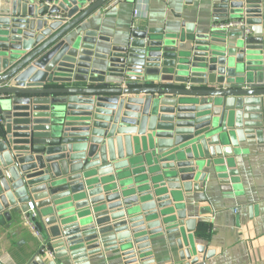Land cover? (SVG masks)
I'll use <instances>...</instances> for the list:
<instances>
[{
  "label": "water",
  "instance_id": "95a60500",
  "mask_svg": "<svg viewBox=\"0 0 264 264\" xmlns=\"http://www.w3.org/2000/svg\"><path fill=\"white\" fill-rule=\"evenodd\" d=\"M109 1L0 0V227L27 231L31 202L39 234L19 264H153L162 237L197 264L195 184L242 144L264 157L261 0H218L216 23L244 26L137 27L119 45L82 29Z\"/></svg>",
  "mask_w": 264,
  "mask_h": 264
},
{
  "label": "crops",
  "instance_id": "0c3cea01",
  "mask_svg": "<svg viewBox=\"0 0 264 264\" xmlns=\"http://www.w3.org/2000/svg\"><path fill=\"white\" fill-rule=\"evenodd\" d=\"M96 12L84 25L99 36L110 39L111 45L123 44L137 27L162 28L167 32L192 25L196 32L211 29L224 13L218 0H129L102 12ZM264 25V0H261ZM139 11L134 18V11ZM101 46H109L101 44ZM234 157V168L216 177L209 173L205 185L195 184L200 192L187 198L196 220V245L204 247L197 264H261L264 263V157L261 149L246 144ZM200 211H204L202 214ZM23 222V216H20ZM0 227V264H19L18 256L28 250L31 232ZM11 229L15 231L12 236ZM34 237V236H33ZM36 238V237H34ZM153 264H186L178 259L177 248L171 237L150 241ZM31 249V253H32ZM208 255L209 259H203ZM107 264H120L118 255L106 257Z\"/></svg>",
  "mask_w": 264,
  "mask_h": 264
},
{
  "label": "built area",
  "instance_id": "2783aa9c",
  "mask_svg": "<svg viewBox=\"0 0 264 264\" xmlns=\"http://www.w3.org/2000/svg\"><path fill=\"white\" fill-rule=\"evenodd\" d=\"M41 1L42 3H44V5L50 7L52 6L53 4H55L57 2V0H39ZM129 0H112L111 3L104 9L102 10V12H105L107 10H109L111 7L113 6H116V5H119L121 3H124V2H127ZM139 11L135 10L134 11V18H138L139 16ZM53 19H60L58 15H54L52 16ZM240 26H244V20H234V21H227V22H224V23H216L215 25H213L212 27L214 28H219V29H224V30H227V29H230V28H233V27H240ZM135 23L133 22L132 25H131V28L132 30L135 28ZM246 34H249V31L248 30H245ZM36 217V213L34 211V207H33V204L31 202H29L27 204V211L26 213L23 214V222L25 224V226L28 228V230L31 232V234L36 237V238H39V234H38V231L35 227V224H34V219ZM261 264H264V263H261Z\"/></svg>",
  "mask_w": 264,
  "mask_h": 264
}]
</instances>
